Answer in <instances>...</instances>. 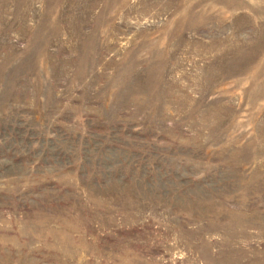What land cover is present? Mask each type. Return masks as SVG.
<instances>
[{
    "label": "rangeland",
    "instance_id": "obj_1",
    "mask_svg": "<svg viewBox=\"0 0 264 264\" xmlns=\"http://www.w3.org/2000/svg\"><path fill=\"white\" fill-rule=\"evenodd\" d=\"M0 264H264V0H0Z\"/></svg>",
    "mask_w": 264,
    "mask_h": 264
}]
</instances>
